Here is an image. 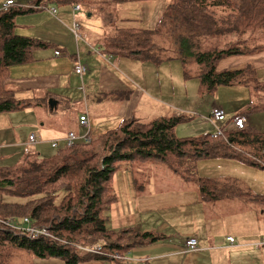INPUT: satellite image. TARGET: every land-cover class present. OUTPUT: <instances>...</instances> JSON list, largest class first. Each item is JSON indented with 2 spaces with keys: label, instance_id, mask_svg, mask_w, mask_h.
Listing matches in <instances>:
<instances>
[{
  "label": "trees",
  "instance_id": "obj_1",
  "mask_svg": "<svg viewBox=\"0 0 264 264\" xmlns=\"http://www.w3.org/2000/svg\"><path fill=\"white\" fill-rule=\"evenodd\" d=\"M41 1L32 7L16 3L17 6L0 10V114L33 107L15 99L5 86L12 67L33 63L35 51L51 46L44 40L16 32L18 18L42 10ZM151 1L155 0H120ZM253 33H264V0H172L158 29L118 30L107 38L103 48L108 57L160 64L163 59L155 37H172L180 45L182 64L186 67L188 60L193 59L198 65L196 78L205 94L240 85L264 91V82L259 81L255 69H219L224 59L263 52L264 47L243 39ZM208 38L213 40L207 42ZM191 77L187 67L185 78ZM262 112L263 104H253L244 115ZM232 118L218 125L225 130L222 136L216 137V128L211 125L212 132L186 138L179 137L176 129L189 121L190 116L176 112L150 122L131 118L92 138L90 143L65 146L47 158L29 153L16 166H5L0 161V218L15 220L22 228H46L52 235L32 240L27 232L16 234L0 229V264L6 263L13 250H26L34 259H55L64 264L129 263L114 257L129 258L134 249L167 239L162 234L133 228L108 227L109 215L118 201L116 176L142 165L165 167L193 179L205 202L239 195L216 180L198 176L195 170L197 163L217 159L264 170V132L252 126L234 130L230 127ZM258 244L263 246L264 239L255 246ZM95 248L101 252H85Z\"/></svg>",
  "mask_w": 264,
  "mask_h": 264
},
{
  "label": "crops",
  "instance_id": "obj_2",
  "mask_svg": "<svg viewBox=\"0 0 264 264\" xmlns=\"http://www.w3.org/2000/svg\"><path fill=\"white\" fill-rule=\"evenodd\" d=\"M7 1L0 0V10ZM14 1L24 6L22 0ZM145 3L162 4L157 1ZM33 4L35 1L29 6ZM61 5H71V10L64 12L62 18L58 19L59 12L53 15L50 10L59 9ZM39 6L42 10L48 7L52 16L51 24L44 29L46 38L32 34L37 27L28 26L24 21L26 17L39 14L42 10L18 18L16 32L20 36L44 40L51 46L35 51L33 63L14 66L10 69L6 90L13 92L15 99L29 102L33 106L30 110L24 109L26 111L21 110L17 112L18 114L11 116H19L20 119L16 121L18 124L25 118L23 117L25 112H31L38 107L46 112L49 119L58 118L62 124L64 117L68 119L64 121L63 126H53L51 130L47 128L46 132H43L44 129L41 127L42 130L38 132L31 131L29 135L21 136L22 126L19 127L20 131L16 135L17 129L11 122L10 116L1 114L0 151L6 150L12 153H8L6 158H15L17 149H22L25 155L26 149H29L30 154L39 158L52 156L58 149L65 147V139L69 134L83 136L88 132V128L80 124L81 116H87L89 136L94 138L99 133L115 129L125 120L132 118L141 121L145 113H149L151 115L149 117H156L155 119L176 113L172 111L177 106L166 99L165 92L169 90H158L160 91L158 94L154 92L152 87L154 80L148 77L149 69L142 67L145 66L144 62L132 60L130 62L125 58L116 60V57H108L104 52L103 45L108 36L101 37L102 28L106 32L113 33V36L121 29L150 31L136 27L141 24V21L137 23V20L132 17L116 20L110 17L107 21L108 27L103 22L98 25H92L89 21L82 22L76 16L82 11L81 2L78 0L72 3L70 0H42ZM76 6H80L79 12L74 11ZM88 13V18L94 16L92 8L88 9ZM71 19L73 20L70 31L75 39H72L68 45L66 39L69 35L62 25L70 23ZM77 22H81L82 25ZM53 23L61 33H65L64 39L58 35L53 40ZM75 25H78L77 35L73 32ZM92 35L98 36L96 42L91 38ZM57 52L60 55H56ZM263 54L264 52H260L251 56L224 59L219 69L222 71L255 69L259 81L264 82V77L261 76L264 66H257L255 63L241 66L240 62V60L257 58ZM113 62L116 66L124 67L132 72L138 82L132 83L124 78V74L113 67ZM80 65L86 66L88 71L86 75L75 73L81 77V84L74 85L71 82L72 73ZM156 65L163 68V62ZM159 83L161 84L162 81L159 80ZM227 88L233 89L227 90ZM174 90L175 88L171 86L170 91L174 92ZM211 96H214L215 100L210 101L203 115L200 116L202 124L205 125L203 131L206 133L213 131L209 116L214 107L225 110L228 117H235L245 116L250 105H264V91L243 85L221 87ZM103 99L112 101L109 105L102 107L109 117L97 115L100 109L99 103L103 104ZM82 107L81 114L74 116V113ZM95 107L98 109L95 110ZM195 108L186 104L177 109L181 113L192 116V110ZM3 116H8V119H4ZM245 117L248 120V126L264 132V112ZM98 120L108 123H98ZM185 126L187 125L177 127L176 133L179 137L184 136ZM13 133L16 138L12 137ZM32 136L36 139L34 143L30 142ZM54 143L58 144L56 148L52 147ZM229 161L231 163L227 165L211 168V175L208 174L209 169L204 168L205 164H209L208 161H203L204 165L195 167L198 176L216 180L222 184L223 188L239 193V195L232 194L213 202L203 201L199 187L193 179H186L161 166L146 164L138 167L137 170L129 169L120 172L114 181L118 201L109 215V223H114V225L110 224V229L133 228L143 233L162 234L167 239L134 249L129 254V263L95 261L89 264H264V245L255 246L264 239V170ZM221 167H223L222 173L218 170ZM123 211L131 222L120 223ZM187 213H191L188 216L190 220L181 222V217ZM141 221L151 228L139 229ZM223 222L226 223L225 226L222 225ZM192 238L197 239L199 248L195 252H188L185 245ZM228 238L235 239V243L231 244ZM33 264L64 263L55 259H34Z\"/></svg>",
  "mask_w": 264,
  "mask_h": 264
},
{
  "label": "rangeland",
  "instance_id": "obj_3",
  "mask_svg": "<svg viewBox=\"0 0 264 264\" xmlns=\"http://www.w3.org/2000/svg\"><path fill=\"white\" fill-rule=\"evenodd\" d=\"M34 1L36 3L38 0H22V3L24 6H29ZM155 1L160 2L162 4H146L145 2H144L145 4L134 3V2H128V3H132V4H128L127 2H120V0H80L81 5H82V11L78 13L76 16H77V19L79 18V20H81L82 22L89 21L92 25H98L103 22L107 27L109 26L107 21L110 17H112V19L114 20H116L117 18L132 17L133 19L137 20L136 21L137 23L141 21V24L139 26L137 25L136 27L144 28V29L146 28V29H149L150 31L151 30L153 31V30L158 29L160 24L167 17L168 8L172 4V0H155ZM163 4H166L167 6ZM70 6L71 5H61L59 9H57V11L59 10L57 18L58 19L62 18V15L64 12L70 11L71 10ZM90 8L93 9V13H94V16L92 18H88V14H89L88 9ZM51 18L52 16L50 15L49 9L47 8V9L42 10L39 14L26 17L24 21H26V24L28 26L32 25V26L37 27V30L32 31L33 32L32 34H34L35 36H45L46 38V35L44 34V29L46 28V26L51 24ZM72 20L73 19H71L70 23H65V26L62 25L64 30L67 31L69 35V38L66 39V42L68 43V45L70 44L72 39H75L70 31ZM78 24L82 25L81 22H79ZM52 28L54 30L53 40L56 39L58 35H60L62 39H64L63 37L65 36V33H61L55 27L54 23L52 24ZM164 32H170V31H164ZM100 34H101V37L113 36V33L111 34L109 31L107 32L104 31V28H102ZM234 37L231 38L233 41L236 40ZM91 38L94 40V42H96L98 39V36L92 35ZM243 39H247L251 41L256 46L264 47V33L248 34ZM212 40L213 38H208L206 41L211 42ZM155 42L159 46L158 53H159V56L163 59V68H159V66H157L156 64H150V63H145L144 64L145 66H142V67H147L149 69L148 77L149 78L152 77L154 80V85L152 86L154 92L158 94L160 93V91L158 90H169L165 92L167 94L166 99L173 102V104L177 106L173 108L172 112H177V113L186 115L184 113H181L177 108H180V106H183V105L185 106L186 104H188L189 106L192 105L196 107L194 110H192V116L186 115V116H190L191 120L180 125V126L187 125L184 128V132H185L184 136H181V138L203 135L204 133H206L203 131L205 128V125L202 124V119L200 118V116L203 115L204 109H206L210 101L215 100V97L211 96L212 94H205V92L200 89L199 80L196 78L199 72V67L196 64V62L193 59H189L188 65L186 67L185 65L182 64L181 62L182 55L180 52V45L176 44L175 38L157 35L155 37ZM222 43H223V40L222 42H220L221 47H223L225 44L224 43L222 45ZM116 60H120V59L116 58ZM240 62H241V66H246L248 64H253V63L257 64V66H264V54L257 58H253V57L246 58L244 60H240ZM112 65L114 68L120 70L121 73L124 74V78H126L129 82L133 83L137 81L136 77L132 75V72L128 71L126 68L118 67L116 66L114 62L112 63ZM187 67L190 71V76L192 77L186 79L185 73H186ZM75 73H76V69L72 73L71 82L74 85L81 84V77L77 76ZM169 76L171 78H169ZM261 76L264 77V71H261ZM159 80L160 82L162 81L161 84L159 83ZM171 86L175 88L174 92L170 91ZM231 89L233 88H227V90H231ZM12 94L14 96L13 92ZM102 101H104L103 104H100L98 101L100 105V109L97 112V115L102 114L103 116L109 117V114L106 111H103L102 107L105 105H109L110 103H112V101L104 100V99ZM92 106L94 108V105ZM30 108L28 109L26 108V110H30ZM97 109L98 108L95 107V110ZM26 110H22V111H26ZM82 110H83V107L80 110H78L76 113H74V116H79ZM17 112L10 113V114H3V115H9L10 119H12L11 122L15 124V127L17 129L16 135L20 131L19 127L22 126L21 136L24 134L25 136L29 135L31 131L38 132L39 130H42V128L44 129L43 132L44 131L46 132L47 128L51 130L53 126L54 127L63 126V124L65 125L64 121H67L66 119H68V117H64V118L62 117L64 119L63 124H62V121L60 119L58 118L49 119L48 118L49 116H47L45 111L43 112L38 107H36L35 110L31 112H25V116H23L25 118L21 120L20 122H18V124H16V121L20 119L19 116H11V115H16L18 114ZM225 113L227 114L226 111ZM149 116H151L149 115V113H145V117H143V119H140V120L148 122V120L151 121L156 118V117H149ZM3 118L8 119V116H3ZM98 118L101 119V117H98ZM98 123H108V122L98 120ZM16 135L13 133L12 137L16 138ZM8 153H11V152L6 151V150L0 151V161L5 166H16V164H18V162L21 159L25 158V154L22 149L21 150L17 149V155L13 159L6 158L8 157ZM208 163L209 164L204 165L202 162H199L197 163V166L199 167V165H204V168H206L207 170L209 169L208 174L211 175L212 174V171L210 170L211 168L217 167V165H227L228 163H231V161L229 160H210L208 161ZM163 168L167 169L168 171H171L168 168H165V167ZM218 170L222 173L223 167H221ZM213 172H214V169H213ZM116 187H117V184H116ZM62 194L63 193L60 194V197L62 196ZM120 200H121V197H120ZM190 215L191 213H187L186 215L181 217L180 221L185 222L188 219L190 220V218H188V216ZM127 222H131V220L129 217H127V215L123 211L121 212L120 223L123 224ZM137 222H140V221H137ZM134 223L136 225V221ZM110 224L114 225V223L113 222L108 223L109 229L111 227ZM139 224H140L139 227L137 226L139 229L141 228L142 230H145V229L151 228L142 221ZM222 225L225 226L226 223L223 222ZM33 261H34V258L32 254H30L26 250H13L7 257L5 264H33Z\"/></svg>",
  "mask_w": 264,
  "mask_h": 264
},
{
  "label": "built area",
  "instance_id": "obj_4",
  "mask_svg": "<svg viewBox=\"0 0 264 264\" xmlns=\"http://www.w3.org/2000/svg\"><path fill=\"white\" fill-rule=\"evenodd\" d=\"M13 6H17V4L13 1V0H8L6 2V4L4 5V9L7 10L8 8L10 7H13ZM80 6H76L74 8V11L75 12H79L80 11ZM51 13L53 15H56L58 13L57 9L56 8H52L51 10ZM77 28H78V25H75L74 29H73V32L75 33V35H77ZM56 55H60L59 52L56 53ZM88 71L87 67L86 66H83V65H80L77 69H76V73L78 75H84L86 74ZM228 115L225 113V111L219 107H214L213 110L211 111L210 113V116H209V123L214 126L216 128V137H219V136H222L223 133L225 132L224 129L218 127L219 124L221 123H224L228 120ZM80 124L82 126H85L86 128H88V132L83 135V136H77L75 135L74 133H71L68 135V137L65 139V142H66V146L67 147H72L78 143H90L91 142V137L89 136V122H88V118L87 116H81L80 118ZM248 126V120L245 116L241 115V116H235L231 119V124H230V127L233 128L234 130H237V131H242L244 130L246 127ZM30 142L31 143H34L36 142V139L34 136H32L30 138ZM53 148H56L57 147V144L54 143L52 145ZM26 153L28 154L29 153V149H26ZM29 220L28 219H25V223L26 224H29ZM0 229L2 230H7V231H12L14 233H18L19 231H24V232H27L29 233L30 235V239L34 240V239H37L39 238L40 236H44V237H52V235L49 234V230L46 229V228H33L31 226H26L25 228H22V227H19L17 225V223L15 222V220H4V219H1L0 218ZM229 242L231 244H234L235 243V239L233 238H228ZM198 241L197 239H189L187 242H186V249L188 252H195L198 250ZM258 247H259V244H258ZM86 253H94V254H98L101 252V249L100 248H95V249H91V250H88V251H85ZM115 259L117 260H123L125 262L127 261H130V259L128 257H121L119 255H116L114 257Z\"/></svg>",
  "mask_w": 264,
  "mask_h": 264
},
{
  "label": "clouds",
  "instance_id": "obj_5",
  "mask_svg": "<svg viewBox=\"0 0 264 264\" xmlns=\"http://www.w3.org/2000/svg\"><path fill=\"white\" fill-rule=\"evenodd\" d=\"M14 1V0H13ZM15 2V1H14ZM16 3V2H15ZM6 4V3H5ZM32 7V6H31ZM3 9H4V7H3ZM76 135V134H75ZM68 137V136H67ZM92 139V138H91ZM57 144V143H56ZM58 145V144H57ZM66 146V145H65Z\"/></svg>",
  "mask_w": 264,
  "mask_h": 264
}]
</instances>
